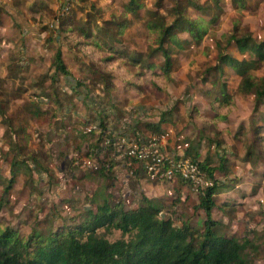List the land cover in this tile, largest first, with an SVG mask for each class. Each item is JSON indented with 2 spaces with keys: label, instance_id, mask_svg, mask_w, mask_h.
<instances>
[{
  "label": "rangeland",
  "instance_id": "obj_1",
  "mask_svg": "<svg viewBox=\"0 0 264 264\" xmlns=\"http://www.w3.org/2000/svg\"><path fill=\"white\" fill-rule=\"evenodd\" d=\"M43 1L46 2L9 0L11 13L2 12L0 8V19L3 18L0 22H5L1 25L4 31L0 35V101L10 118L9 121L3 119L0 112V196L5 199L0 221L23 234L38 230L40 225L37 222L43 219L49 218L52 228L62 222L75 223L76 220L70 217L86 204L93 207V192L102 185L111 195H121L125 205L138 203L140 192H143L164 202L162 213L166 211V215L171 214L174 219L182 213L190 214L192 204L196 203L195 187L184 183L186 187L179 197L178 192L169 186L168 181H173L174 177L170 180L163 176L149 177L141 170L133 175L127 168L130 159L123 152L125 148L141 144L134 138L153 137L150 142L159 145L163 155L176 159L175 154L184 152L191 143L197 148L199 160L209 159L217 179L223 178V172L233 179L228 191L215 194L217 205L228 203L224 211L214 209L212 214L220 223V231L234 237L244 234L247 238L250 234L251 238L253 232L249 231L256 229L254 231L260 237L253 239L255 247H245L244 252L251 264H264V140L257 141L258 145L254 146L256 134L249 133V123H246L253 113V96L251 93L235 96L227 120H220L217 116L208 120L209 105L203 98L205 85L202 81L204 68L214 60V41L228 31L232 16L239 20L244 30H250L257 37L264 36V0H250L247 8L240 11L221 0L218 17L208 26L211 35L205 36L197 46L181 49L172 55L176 65L170 79L155 87L151 82L152 68L127 65L128 74L135 76V84L131 86L124 79L114 77L108 95L102 89L104 79L100 77L107 73L93 70L90 46L78 49L65 42V33H60L51 24L57 25L73 15L75 20L85 22L90 32L97 34L98 27H102L110 14L119 15L121 0ZM146 1L150 7L149 3L154 0ZM139 11L138 17L130 16L129 25L122 34L124 46L133 51L147 50L144 36L149 12L144 7ZM188 12L193 17L196 15L191 7ZM57 49H60L70 72L68 76L54 71L52 61ZM145 59L158 63L161 56L151 55ZM155 69L158 70V66ZM254 73L264 75V62ZM221 77L231 93L236 75L225 67ZM67 79H72L73 83ZM78 79L89 84L96 80L97 85L91 88L88 99L81 97L85 94L82 86L72 89ZM103 96L115 107L103 103ZM89 100L95 105L89 106ZM194 104L201 117L190 115ZM171 106L176 110L172 121H163V134L154 135L142 127L145 122L158 124L160 111ZM36 107L37 112L34 111ZM100 108L105 109L114 142L112 149H102L95 155L98 125L93 115ZM255 124L263 125L262 119L258 118ZM236 131L242 133L239 138L235 137ZM258 134H264V126ZM246 153L249 157H245ZM31 154L40 158L42 168L35 166ZM27 155L28 170H16L14 181L3 194L11 176V158ZM177 155L179 159L190 160ZM99 159L114 163L110 176L107 179L96 177V174L85 176L94 165H99ZM220 164L225 170L218 167ZM135 165L144 170L139 160ZM174 197L179 200L173 202ZM119 236L115 231L111 238Z\"/></svg>",
  "mask_w": 264,
  "mask_h": 264
},
{
  "label": "trees",
  "instance_id": "obj_2",
  "mask_svg": "<svg viewBox=\"0 0 264 264\" xmlns=\"http://www.w3.org/2000/svg\"><path fill=\"white\" fill-rule=\"evenodd\" d=\"M220 1L154 0L148 7L146 0H121L119 15L110 14L102 27H98L97 34L90 32L88 25L75 20L73 15L66 21L51 26L60 33L64 32L65 42L75 45L76 48L90 46L93 52L90 60L93 70H105L107 73L100 77L104 79L102 89L108 95L114 77L124 79L131 86L135 84V76L128 74V66L152 68L151 82L155 87H158L159 82L170 79L176 65L172 55L181 49L197 46L205 36L211 35L208 26L218 17ZM225 1L240 11L241 8H247L250 0ZM142 7L149 12L145 20V52L128 49L122 39L130 16L138 17ZM188 7L196 11L194 17L189 14ZM92 10L96 12L97 9L92 5ZM160 10L162 12L159 13ZM230 19L231 26L228 31L214 41V60L202 72L205 74L202 77L205 85L203 98L209 105L206 118L209 120L217 116L220 120H227L230 107L235 103V96L251 93L253 113L246 119V123H249V133L256 134L254 146H257L258 142L264 140V134H258L264 126V75L255 74L254 70L264 62V36L257 37L250 30H244L235 16ZM85 38L88 41H83ZM158 54L161 56L158 63L145 59ZM143 55H146L145 58ZM52 65L56 73L70 75L60 49L53 54ZM156 66L158 70L155 69ZM225 67H229L237 77L231 93L221 77ZM75 82L73 90L79 86L85 89L82 99H88L91 88L97 85L96 80L90 84L79 79ZM102 101L111 108L115 107L104 96ZM94 103H90V100L87 102L89 106ZM175 110L176 107L171 106L160 111L158 124L146 122L144 127L155 133L154 135L163 134V121H172ZM34 111H38L37 107ZM0 112L3 119L10 120L2 101ZM190 115L201 117L195 104L190 109ZM93 118L98 125L97 144L94 145L96 155L102 149H112L114 139L110 136L105 109H97ZM258 118L262 119L263 125L255 124ZM22 129L21 126L20 130ZM133 130L136 132L137 128ZM240 134L242 133L236 131L235 137L239 138ZM208 136L210 138L211 135ZM147 139L148 137L134 138L139 143ZM198 156L196 146L191 143L184 148L182 157L195 162L211 184L197 190L196 203L192 204L190 214L182 213L174 219L171 214L166 215V211L161 215L162 203L156 198L142 195L138 203L125 205L123 198L109 194L102 201L95 202L94 207L89 205L78 209L76 215L70 217L76 220L72 224L62 222L52 228L50 219H43L37 222L40 225L38 230L32 229L23 234L0 221V264H251L244 249L255 247L253 239L260 237L258 232L252 231V238H246L244 234L240 237L228 236L220 231L219 221H215L212 216L214 209L225 210L227 203L217 205L215 194L228 191L233 179L226 172H223V178L217 179L214 176L215 168L209 165V159L199 160ZM28 157L29 155L11 158V176L9 183L3 188V194L14 181L16 170H28ZM175 157L178 158L177 155ZM245 157H249L248 153ZM126 158L132 164L137 162L134 157ZM30 159L37 168H42L38 156L31 154ZM111 167V161L99 159V167L91 169L85 176L92 177L91 175L96 174V177L106 179L110 176ZM218 167L225 170L223 164ZM175 179L180 184L188 183L179 176ZM178 200L179 198H175L173 202ZM4 201V197L0 196V210ZM115 231L120 236L111 238Z\"/></svg>",
  "mask_w": 264,
  "mask_h": 264
},
{
  "label": "built area",
  "instance_id": "obj_3",
  "mask_svg": "<svg viewBox=\"0 0 264 264\" xmlns=\"http://www.w3.org/2000/svg\"><path fill=\"white\" fill-rule=\"evenodd\" d=\"M152 138L147 139L140 145L135 144L128 149L125 148L123 154L126 157H134L139 160L149 177L151 175L163 176L170 180L172 177L175 179L176 176H179L195 187L196 190L203 189L211 184L210 180L205 176V173L199 169L195 162L187 159H174L163 155L161 147L159 149V145L150 142ZM97 166L99 167V165ZM97 166L94 165L92 168L96 169L98 168Z\"/></svg>",
  "mask_w": 264,
  "mask_h": 264
},
{
  "label": "crops",
  "instance_id": "obj_4",
  "mask_svg": "<svg viewBox=\"0 0 264 264\" xmlns=\"http://www.w3.org/2000/svg\"><path fill=\"white\" fill-rule=\"evenodd\" d=\"M37 2H46V1H43V0H37ZM1 3H2V7H0L1 8V11L2 12H5V11H7V12H9V13H11V12H13L12 10H11V8H10V3H9V0H1ZM11 6H12V2H11ZM3 15V14H2ZM0 21H3V18H1L0 19ZM3 24H5V22L3 23V22H0V26L1 25H3ZM3 31H4V27L3 26H1V28H0V35H2L3 34ZM107 119H108V117H107ZM108 121H109V119H108ZM146 123V122H145ZM144 123H142V127L144 128V129H146V127H144V125H143ZM137 128V127H136ZM115 134L117 133V132H114ZM179 148V147H178ZM177 148V149H178ZM176 151V150H175ZM177 151H179V150H177ZM176 153V152H175ZM177 154H183V152H181V153H176L175 155H177ZM178 156V155H177ZM105 160V159H104ZM107 161V160H106ZM108 162H110V160H108ZM136 162V161H135ZM135 162H134V164H135ZM129 165L127 166V168L128 169H130L129 171H130V173L131 174H137V172L139 171V170H141L142 172L144 171L143 169H141V168H136V165L134 166V164H132L131 163V161L128 163ZM114 165V163L112 162V167H111V170L113 169V166ZM123 166H124V164H122ZM145 175H146V173H145ZM144 175V176H145ZM107 179V178H106ZM142 181V180H141ZM168 182H170V184H169V186L170 187H172L173 189V191H177L178 192V196L180 197V195H182L183 194V189H184V187H186L184 184H180V183H178L177 182V180L176 179H174L173 181H168ZM101 188L99 189V190H97V191H94L93 192V198L94 199H92V203H93V205L95 206V202H97V201H102V199H103V197H105V196H107V195H109L110 194V192H107L105 189V186H100ZM224 192H226V191H224ZM94 193H96V195H94ZM221 193H223V192H221ZM111 195V194H110ZM142 195H144V196H146V197H149V196H147L145 193H143V192H140V195H139V197H138V199H137V201H139L140 200V198H141V196ZM113 197H121V198H123L121 195L120 196H115V195H112ZM149 198H156V197H149ZM175 198V197H174ZM156 199H158L159 200V198H156ZM173 199V198H172ZM124 200V199H123ZM160 201V200H159ZM163 204H164V202H162ZM225 203H227V202H225ZM134 204H136V203H134ZM228 204V203H227ZM84 206H89V205H84ZM93 206V207H94ZM92 207V206H91ZM252 231H254V230H256V229H251ZM252 231H249V232H252ZM252 235L253 234H251V238H252ZM250 236V234H248L247 235V238ZM250 238V237H249Z\"/></svg>",
  "mask_w": 264,
  "mask_h": 264
},
{
  "label": "water",
  "instance_id": "obj_5",
  "mask_svg": "<svg viewBox=\"0 0 264 264\" xmlns=\"http://www.w3.org/2000/svg\"><path fill=\"white\" fill-rule=\"evenodd\" d=\"M161 215H163V213H161Z\"/></svg>",
  "mask_w": 264,
  "mask_h": 264
}]
</instances>
